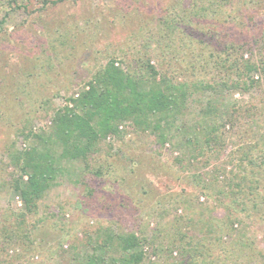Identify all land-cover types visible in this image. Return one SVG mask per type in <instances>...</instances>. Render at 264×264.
Masks as SVG:
<instances>
[{
    "label": "trees",
    "instance_id": "obj_1",
    "mask_svg": "<svg viewBox=\"0 0 264 264\" xmlns=\"http://www.w3.org/2000/svg\"><path fill=\"white\" fill-rule=\"evenodd\" d=\"M63 1L0 0V91L19 75L34 73L23 72L27 47L40 52L30 62L33 69L44 59L51 70L62 56L56 44L65 47L81 33L94 40L103 34L105 41L104 53L98 52L105 62L91 72L87 89L62 97L67 104L53 109L50 134L35 133L24 119L16 137L36 143L19 150L11 141L6 147V164L17 174L10 187L24 211L13 214V221L1 216L0 246H31L26 218L59 184L66 165L82 161L87 169L100 143L122 138L120 126L127 123L136 134L154 136L159 148L170 142L179 151L173 179L180 187L155 191L148 174L129 178L132 168L123 177L107 164L113 192H125L117 207L145 220L125 231L111 221L98 228L85 242L88 251L75 255L76 264H264V0H111L105 7L111 18L107 35L99 31L101 17L69 28L49 16L48 9ZM15 10L33 18L9 28ZM125 25L136 31L116 42ZM25 84L12 87L22 91ZM224 91L248 99L226 107ZM191 104L202 106L195 126L186 128L180 117ZM93 174L102 176L98 168ZM132 196H145L152 205L141 209L129 202ZM151 220L156 226L148 237ZM145 245L156 262H146Z\"/></svg>",
    "mask_w": 264,
    "mask_h": 264
},
{
    "label": "rangeland",
    "instance_id": "obj_2",
    "mask_svg": "<svg viewBox=\"0 0 264 264\" xmlns=\"http://www.w3.org/2000/svg\"><path fill=\"white\" fill-rule=\"evenodd\" d=\"M112 4L114 3L111 0H65L49 8L48 14L55 20L63 19L69 28L83 26L85 19L94 23L99 19L98 17H101L103 23L99 31L107 35L109 29L106 25L111 18L105 7ZM32 18V15L28 16L21 10H15L10 12L7 25L12 28ZM134 27V25H125V29L122 27L124 32L122 31L115 41L122 39L125 33H134L136 31ZM29 37L32 38V36ZM97 39H90L87 34L81 33L77 41L72 40L65 47L56 44L57 53L68 56V59L57 56L51 70H47L44 59H39L33 69L30 62L33 61L35 53L40 54V52L33 47H27L25 51L29 61H25L23 72L33 71L34 73L30 76L24 73L19 75L15 80L8 81L10 83L7 82L11 88L0 91V226L1 216L6 215L13 221V214L24 211L21 196L10 187L11 178L17 177V174L12 167L6 164L7 159L4 156L6 147L11 141H15V147L19 150L36 143L32 138L24 142L21 137H16L17 130L23 126L24 119H27L35 133L50 134L49 117L53 109L67 104L62 97L76 96L82 89H87L86 81L91 72L100 63L105 62L98 54V52L104 53V35L101 34L100 39ZM35 40L39 43V40ZM71 46L75 48L72 49ZM151 64L155 65V62L152 60ZM117 65L123 68L119 63ZM17 66L13 64L12 68L17 69ZM3 74L4 72L0 73L1 78ZM18 82L26 83L22 91L12 87V83ZM11 89L16 91L15 97L10 95L13 93ZM55 94L58 95L54 96ZM223 95L226 107H230L236 99H248L247 94L224 91ZM44 100H47L48 104H43ZM204 100L203 98L202 101ZM201 106L189 105L180 117L186 128L195 126ZM179 120L177 125H183ZM120 128L125 130L122 138L102 141L98 151L89 159L87 169L84 168L82 161L66 165L68 172L59 178V184L44 194L38 202L37 213L26 218L25 225L31 230L32 245L12 241L4 243L0 246V264H76L75 255L88 251L85 242L88 236L95 235L98 228L104 227L110 221L115 223L114 227L117 231L136 228L138 224H141L145 220L144 217H134L135 215L117 207L116 199L125 192L121 191L120 194L113 192L109 183L110 179L105 178L107 164H112L114 172L123 177L132 168L135 174L129 175V178L134 175L148 174V178L155 183V191L164 192L166 188L175 191L179 189L180 186L173 179L176 175L175 171L178 170L173 160L179 155V151L174 150L170 142L159 148L154 136L136 134L127 123L121 124ZM97 168L102 172L99 178L93 174ZM179 175L187 177L186 172L181 171ZM124 189L129 193L135 190L133 188ZM88 191L92 194L88 195ZM141 197L142 201H139L132 196L129 202L139 204L141 209L152 205L149 198ZM197 201L200 203L204 201V198L201 196ZM108 203L113 204L110 209L105 207ZM177 212L180 214L183 210L179 209ZM155 226V221L151 220L146 228L148 237L151 236ZM142 249L145 252L146 262L158 260L149 246L145 245Z\"/></svg>",
    "mask_w": 264,
    "mask_h": 264
},
{
    "label": "built area",
    "instance_id": "obj_3",
    "mask_svg": "<svg viewBox=\"0 0 264 264\" xmlns=\"http://www.w3.org/2000/svg\"><path fill=\"white\" fill-rule=\"evenodd\" d=\"M23 179L25 180V179H26V177H25V176H23Z\"/></svg>",
    "mask_w": 264,
    "mask_h": 264
}]
</instances>
